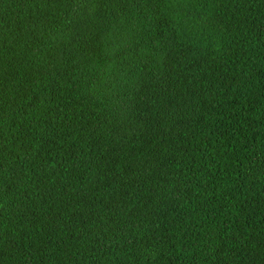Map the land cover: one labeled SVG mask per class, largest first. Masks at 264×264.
<instances>
[{
    "label": "trees",
    "instance_id": "obj_1",
    "mask_svg": "<svg viewBox=\"0 0 264 264\" xmlns=\"http://www.w3.org/2000/svg\"><path fill=\"white\" fill-rule=\"evenodd\" d=\"M0 264H264V0H0Z\"/></svg>",
    "mask_w": 264,
    "mask_h": 264
}]
</instances>
